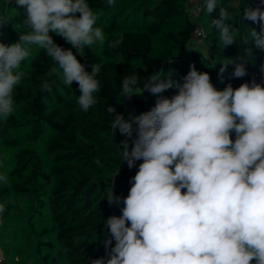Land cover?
<instances>
[{
    "label": "clouds",
    "instance_id": "1",
    "mask_svg": "<svg viewBox=\"0 0 264 264\" xmlns=\"http://www.w3.org/2000/svg\"><path fill=\"white\" fill-rule=\"evenodd\" d=\"M195 2L200 6L199 0ZM106 3L112 6L115 0ZM242 3L232 0L229 8L240 10ZM15 6L24 10L30 31L19 34L14 43L0 42V122H7L15 111V90L28 75L20 68L29 46L44 50L61 70L51 71L66 87L78 84L76 102L87 112L102 89L97 78L101 68L94 64L87 71L72 49L83 55L85 47L105 44L104 31L96 26L98 14L87 0H15ZM200 7L208 14L219 9L211 25L223 48L233 45L229 8L218 7L217 0H203ZM241 19L260 26L259 31L249 27L243 39L250 45L247 53L252 55L251 45L264 50V0L255 8L245 5ZM50 33L72 48L57 44ZM122 44V35L107 42L113 49ZM229 64L235 65L233 78L247 74L243 60L233 59L222 62L221 77ZM159 79L156 74L147 77L142 88L137 72L122 79V94L128 98L145 90L177 91L158 99L150 111L129 119L119 113L113 116L114 134L118 129L125 137L122 160L129 169L138 160L143 163L130 180L122 215L104 221L110 232L105 247L113 240L115 245L107 257L92 264H264V85L252 80L218 90L209 73L194 66L183 83L171 78L157 83ZM40 87L51 91L47 80ZM107 111L112 115L116 110L109 106ZM6 181L7 176L0 174V182ZM108 202L119 205L121 197L112 196ZM6 208L7 202L0 203V215Z\"/></svg>",
    "mask_w": 264,
    "mask_h": 264
},
{
    "label": "trees",
    "instance_id": "2",
    "mask_svg": "<svg viewBox=\"0 0 264 264\" xmlns=\"http://www.w3.org/2000/svg\"><path fill=\"white\" fill-rule=\"evenodd\" d=\"M226 2L229 8L232 0ZM260 2L243 0L240 10L229 8L233 18L228 23L234 26L235 43L223 48L218 32L213 28L207 39L209 56L205 58L206 64L197 70V63L203 58L201 53L194 54L186 68L177 58L153 54L154 36L177 15L185 13L178 0H156V5L149 7L145 13L153 16L148 27L111 34L103 46L95 44L92 48L82 49L83 55L75 54L87 71L91 72L94 64H99L101 68L97 78L101 81L102 89L95 94L97 103L87 112L82 111L76 102L80 95L78 84L73 82L71 87H66L60 76L51 71L56 67L57 72H61L44 50L29 46V50H35V53L29 61L28 83L25 87L17 86L14 93L15 102L23 103L21 114L14 112L7 122H0V139L3 144L17 148L14 164L8 171H5L6 159L0 151V174L7 176L10 185L0 187V203L7 202L0 221L11 215L14 194L27 196L34 204L35 215H43V211L48 210L53 220L52 225L41 229L31 224L39 249H55L53 242L45 240L52 234L63 245L54 255L46 254L47 261L51 259V264H59L64 260L71 264H92L95 259L107 257L115 241L106 249L105 241L110 238V232L104 221L109 216L122 215L123 198L129 193L130 180L143 163V160H138L135 167L129 169L127 162L122 160L121 141L125 137L118 129L114 134L111 126L113 116L119 113L129 119L130 115L150 111L158 99L169 97L168 93L172 89L159 94L145 90L142 94L136 93L128 98L122 94L123 77L137 72L140 76L138 87L142 88L147 77L153 74L160 76L157 83L166 82L169 78L179 81L187 75L190 66H194L199 72H208L218 90H223L228 84L237 88L252 80L264 85V50L251 45L250 55L246 51L250 45L243 43L249 27L259 31L260 26L241 19L245 5L255 8ZM87 3L93 10L109 11L114 6H109L106 0H87ZM12 6L25 20L24 10L17 8L15 1ZM9 8L8 0H0V21ZM197 28L198 24L186 15L184 27L178 32H169L168 37L185 47L192 41ZM6 29L13 43L18 41L19 34L30 31L28 27L17 28L13 20ZM119 35L123 36V44L115 49L109 48L107 42ZM0 42L5 43L1 35ZM233 59L238 62L243 60L247 74L242 78H233L231 74L235 65L229 64L221 77L219 70L222 62H231ZM44 80L51 84V91L41 90L40 85ZM55 99L69 106L71 111L63 114L61 109L52 108L50 103ZM109 106L116 110L112 115L107 111ZM25 128H29L26 137L33 145L45 136L47 128L54 131L45 143L50 162L33 145L22 144L19 133ZM230 138L234 141L235 133ZM132 146L130 139L129 150ZM97 160L99 164L95 162ZM112 196L121 197L119 205L109 204L108 199Z\"/></svg>",
    "mask_w": 264,
    "mask_h": 264
},
{
    "label": "rangeland",
    "instance_id": "3",
    "mask_svg": "<svg viewBox=\"0 0 264 264\" xmlns=\"http://www.w3.org/2000/svg\"><path fill=\"white\" fill-rule=\"evenodd\" d=\"M8 1L10 3V8L0 21V35L6 44H11L13 43V39L6 29L10 21L13 20L19 29H25L27 26L24 23L23 17L17 14L15 8L12 6L15 0ZM217 2L218 7L223 6L228 8L226 0H217ZM178 3L183 5L185 13L183 15H177L170 24L165 26L160 33L154 36L153 54L158 57L177 58L184 63L186 68L191 63L193 55L201 53L203 58L197 63L198 70L205 66V58L209 56L208 34L213 30L211 21L216 16L219 9L217 8L213 14H208L206 10H202V13L198 15L194 14V9L197 6L195 0H178ZM155 5L156 0H117L109 11L93 10L99 16L96 26L103 29L106 38L111 34H117L125 30L146 28L153 19V16L145 14L146 10ZM186 15L193 19L198 24V27L205 31L206 36L202 37L195 33L192 41L185 47H181L173 39L168 37V33L181 30L184 27ZM50 35L53 36L57 44L65 49L72 48L62 37L54 33H50ZM36 48L38 49L39 47L36 46ZM72 51L74 54L79 53L75 49H72ZM34 53L35 50H29L28 58L21 63L20 71H24L28 74L20 84L22 87H25L28 83L26 78L30 75L29 61ZM178 82L183 83V80H179ZM176 91L177 89L172 88L168 93L169 98L174 95ZM22 105L23 103L15 102L14 112L20 115ZM50 106L52 108L61 109L63 114H67L71 111L69 106L65 103L58 102L56 99L50 103ZM28 130L29 128H25L19 133V136L23 145L32 146L33 144H31L26 137V132ZM53 133L54 131L52 129L47 128L45 136L40 139L36 145H33L48 162L51 161V157L47 153L45 143L48 137ZM0 151L5 156V171H8L14 164L17 148L5 146L0 139ZM4 186L9 187L10 185L7 181L0 182V187ZM13 202L14 209L11 215L0 221V264H51V259L47 261L45 255L48 253L54 255L63 245L59 243L55 235L52 234L45 238V240L53 242L55 249L43 247L40 250L31 226V224L34 223L38 229H41L44 226L52 225L53 220L51 219L50 212L45 210L43 211V215H35L33 213L34 204L27 196L14 194ZM59 264L71 263L64 260Z\"/></svg>",
    "mask_w": 264,
    "mask_h": 264
},
{
    "label": "built area",
    "instance_id": "4",
    "mask_svg": "<svg viewBox=\"0 0 264 264\" xmlns=\"http://www.w3.org/2000/svg\"><path fill=\"white\" fill-rule=\"evenodd\" d=\"M202 2H203V0H199L200 6H202ZM200 6H198V4H197V6L194 9V14H198L199 15V14L202 13V8ZM195 33L197 35H199V36H202V37H205L206 36L205 31L202 28H200V27H198L196 29Z\"/></svg>",
    "mask_w": 264,
    "mask_h": 264
}]
</instances>
